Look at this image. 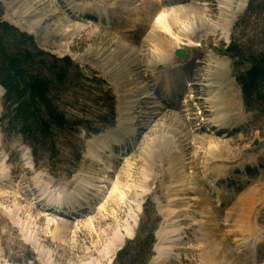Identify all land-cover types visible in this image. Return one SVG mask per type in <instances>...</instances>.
Segmentation results:
<instances>
[{"label":"rangeland","instance_id":"1","mask_svg":"<svg viewBox=\"0 0 264 264\" xmlns=\"http://www.w3.org/2000/svg\"><path fill=\"white\" fill-rule=\"evenodd\" d=\"M125 1L129 2L118 0L72 2V6L74 4L79 7L95 2L106 5L109 12H112L111 9L118 12V16L110 18L113 28L108 29L105 23L110 20L101 21L88 14H74L75 12L68 10L61 0L0 1L4 5L7 20L24 30H28L29 23L33 21L34 28L28 31L35 37L38 46L58 57H71L92 81L84 80L81 83L77 90L79 105L67 103L64 107L67 112L79 116L88 127L97 129L106 118L105 107L108 104L106 99L113 96L116 100L117 115L116 125L98 135H88L84 129L75 135L61 134L56 141L55 153L49 145L45 146V149H40L37 157L20 136H16L13 131L7 133L0 121V264H44L43 258L51 259V264H89L94 261L100 263L107 242L116 233L124 236L122 245L125 247L128 241L136 238L141 227H145L148 233L153 231L152 248L147 245L150 241L149 235L144 242L143 252L148 255L147 257L151 255L148 264H155L159 245L163 244L159 240V234L163 229L169 228L167 222L170 223V220L174 219L172 217L168 219L166 213L170 209H176L179 204L182 210L185 207L191 210L187 216L184 214L187 212L182 210L179 212L180 225L187 229L183 227L186 230L182 231V249H174V253L180 257L177 261L174 258L175 261L170 264H205L201 252V240L204 239V235L200 234L203 228H206L204 225L210 229L218 225L215 231L217 242L235 250L233 252L237 255L233 256H237L238 262L232 260L236 264H264V252L251 255L253 259H257L254 256H258V262H251L250 254L243 251L247 247L242 245V248H239L242 242L241 235L237 237L234 232H230L235 231L233 229L235 226L231 225L234 221L227 224L226 217L231 216L235 219L236 204L228 203L222 207L219 202L216 204L214 202L208 205V201L211 203L212 200L208 198L210 187L205 178V165L208 161L206 148H209L210 144H217L226 149L223 150L224 155L220 156V159L216 158V162L221 161L219 163L221 167L235 166L233 169L240 171L241 160H248L247 164L251 166L246 167L247 171L245 173L233 171L236 177L230 181V187L223 185V188L227 190L235 187V201L240 196L248 198L247 200L256 199L257 207L251 216L249 215L246 224L250 229L256 227L254 230L258 234L252 230L246 235L251 234L255 237L257 234L258 239L264 241V155L261 154L264 151V109L246 112L242 92L236 86L238 93L236 114L242 116V120L235 121L233 129L216 128L212 126L211 121L214 114L205 105L207 92L200 85L202 77L209 74L207 65L215 64L218 60L225 63L226 76L229 72L230 75L237 76L238 64L225 55V51L233 44L236 48L240 42L244 41L246 44L252 42L257 32L264 30V0H253L252 2H258L257 12L249 14L246 12L249 0H234V12L239 5L243 7L241 12H237L227 36L221 33L213 35L206 33V26L210 25L211 21H216V14H219L217 0L178 2L180 4L177 3V6L192 7L207 14L202 20L197 21L201 29L196 28V35H192L193 44L187 43L185 38L180 43L176 37L171 36L177 34L178 28H172L171 35L165 32L158 35L159 38L168 41L169 45L173 44L170 65H177V70L169 72L170 79L175 78L173 80L175 90L170 92L167 88L158 86L163 85L161 71L164 69L161 67L160 72L155 74L150 66L156 43H149L148 37L152 23L162 6L155 5L158 4V0ZM172 5L175 6V2L169 3V8H172ZM119 14L122 17L120 21ZM74 29L79 31L72 35ZM157 32L158 30H155V33ZM178 50H183L184 54L177 56ZM212 54L215 58L210 57ZM154 74L157 77H153ZM3 95V89L0 87V120L3 116ZM125 110H129L132 126L137 129V138L135 137L133 143H129L124 149L114 148L113 152L116 153L114 155L108 150L104 154L103 162L99 161L101 169L106 165L110 166V170L106 169V176H110L111 183L100 181V184H96L102 186L100 191H103V195L94 198L91 207L84 203V210L76 211L69 217L60 216L54 211L42 210L44 208L36 204L37 200L47 201L49 195L56 197L61 193L58 186L68 182L73 192L77 187V184L72 186L75 179L88 174L84 172L86 167L91 166V163L94 164L93 170L98 167L96 160H88V147L93 141L105 138L107 134L116 131L122 119V111ZM164 136L169 143L167 146L171 148L173 146L174 156L162 158V154L168 149L165 146L163 151H160V142ZM213 139L217 141L211 142ZM255 139L259 143L252 147ZM151 142H158L156 145L159 151L157 152L155 145L156 158L152 161L153 172H150L152 174L148 183L150 188L146 194L139 197L141 193L137 187L143 180L140 172L143 160L139 154L142 148ZM254 155L258 160L251 161L249 156L253 158ZM113 156L119 157L118 160L116 157L113 160ZM171 160L178 161L179 175L181 167L184 169L180 175L185 180L181 181V184L184 182L180 188L182 192H176L177 194L168 192V188L174 185L170 181V175L165 173L169 171ZM253 163H257L258 168L252 167ZM112 165L114 168H111ZM117 174H122L119 181L123 185L111 196V184L117 180ZM186 175L187 178H184ZM53 177L61 181L60 184L52 179ZM189 187H195V190L192 189L194 190L192 192ZM46 189L48 193L44 194ZM86 191L90 193L93 190L88 188ZM174 198H178L176 202L180 199V202H177L178 206L172 202ZM61 199L63 200L62 196ZM44 201L42 203H45ZM208 207L213 212H218L216 223L214 219H207ZM204 213L206 217L203 216ZM60 225H66L68 230L57 233L56 228ZM226 231L232 237H226ZM122 245L113 253L110 264L116 259ZM208 248L206 247V250ZM233 256L232 258H235ZM101 262L108 264L104 260Z\"/></svg>","mask_w":264,"mask_h":264},{"label":"bare ground","instance_id":"2","mask_svg":"<svg viewBox=\"0 0 264 264\" xmlns=\"http://www.w3.org/2000/svg\"><path fill=\"white\" fill-rule=\"evenodd\" d=\"M61 1L63 2L64 6L66 8H68V10H72V13L75 12L74 14H80V15H82V14L87 15L88 14V16L96 18L97 20L99 18L101 21L110 20V18H115L116 16H118V14H117L118 12L116 13V11L114 12L112 9H111L112 12H109L110 10L106 8V5L105 6L101 5V4L99 5L98 3H97L98 5H97L95 2L94 3L93 2L86 3L80 7L75 5V6H77V7H75L74 4L72 6V2H74L75 0L74 1L73 0H61ZM158 1H159L158 4L155 2L156 3L155 5H161L162 8H161L160 13L157 15V17L153 21L152 28L150 27L151 32H150L149 37H148V41H150L149 43H153V44L156 43V44H154V52L152 53L154 55V57L152 58V60H150V62H151L150 66H152L151 70H153L155 73L160 72V70H159L160 67H163L165 69L163 72H161L162 73V76H161L162 82L161 83H163V85L162 86L158 85V86L163 88V89L167 88L168 89L167 91L170 92V91L175 90V85L173 83V80L175 78L173 80L170 79L171 76H169V72L174 70V69L177 70V65H173V64L170 65V63H172V56H171L172 50H171V48H172L173 44H171L172 46L169 45L168 41L163 40V38L162 39L159 38L158 35L160 34V32H165L166 34L171 35L172 30L174 28H178L177 34L176 35L174 34L171 36L176 37L177 41H179L180 43H182V41H183L182 39L185 38L187 43L189 42L190 44L191 43L193 44L192 35H196V31H195L196 28H198L199 30L201 29L199 27V24H197L198 23L197 21L202 20L204 18L203 16H205V14H207V13H204V12L199 11V10L192 8V7L190 8V7H182V6L176 5L180 1L184 2L186 0H179V1L178 0H158ZM205 1L210 2V0H205ZM118 2H129V1L118 0ZM171 2H175V6L172 5L171 6L172 8H169V3H171ZM234 2H235L234 0H217L218 4L216 7H217V11L219 12V14H216V18H215L216 21H214V22L211 21L210 25L206 26L207 35H213L215 33L216 34L221 33V34L227 36L229 34V29L232 26V23L236 17L237 12L238 11L241 12L240 10L243 7L242 5H239L237 8V11L234 12V10H233ZM178 4H180V3H178ZM155 5L153 6L154 8H155ZM113 7H115V6H113ZM117 10H118V8H117ZM204 11H206V10H204ZM121 13L125 14L122 11H121ZM120 18H122L121 15L119 16V21L121 20ZM105 24H106L107 29L113 28L112 27L113 26L112 20H110L108 23H105ZM34 25H35V23H33V21H32V23H29L28 28L30 30L29 29L28 30L31 31L34 28ZM114 26H115V24H114ZM155 30H158V32L155 33ZM73 31L74 32L72 33V35H75L79 30L74 29ZM128 32H130V30ZM207 35H205V36H207ZM190 38H192V39H190ZM210 57L215 58V55L212 54ZM153 63H154V65H152ZM207 68H209V70H208L209 74H208V76L205 75L202 77V82L200 85L202 86L204 91L207 92V96H206L207 99H206V103H205V105L207 106L206 108H209L208 110H210L214 114L212 117V120H211L212 126H214L216 128H220L222 130L225 128H226V130L227 129H233L232 125H234V122L237 120H242V116H240L239 114H236V112L238 111V108H237L238 107L237 106L238 93H237L236 89L237 88L239 89V87L237 84H235L236 80H235L233 74L230 75V72H229L228 75L226 76L227 68H226L225 63H223L222 61L218 60L215 64L207 65ZM158 76H160V75L158 74ZM153 77H156V76L154 75ZM233 79L235 81H233ZM236 86H237V88H236ZM239 91H240V89H239ZM164 96H165V94H164ZM189 99H190V97H189ZM192 100H194V97L192 98ZM122 112H123L122 116H121L122 119H120V121H119V126L117 127L118 129H116V131L112 132V134L109 133L110 135L107 134V137L105 136V138L93 141L92 143H90V145L88 147L89 152L87 154V158H88V160H93V161L96 160L98 162V164L96 163L97 164L96 166H98V167H96V169L93 170V165H94L93 163H91L92 167L91 166L86 167L84 172H88V174L87 175H84V174L80 175V177L75 179V183L72 186L77 184V187L75 188L76 190H73V192H72V189L69 187V182L65 183L63 181L65 184H60L61 181L52 178L57 183L60 184V185L58 184L59 185L58 189H60L59 191L61 193L57 194L56 197L49 195L47 197V201L46 200L44 201L45 204L42 205V207L44 208L43 210L47 211L49 209H52L56 212H59V214L61 216L69 217L71 214L73 215L76 211L82 210L84 203H86L88 207H91V203H93L92 201L94 200V198H99L101 196V194L103 195V193H102L103 191H100L102 186H100V185L96 186V184H100V181H104V183L109 181L110 176L109 175L106 176V169L110 170V166L105 164L106 167L104 169L99 168L100 163L103 162L102 160L104 158V154L106 152H108V150L109 151L111 150L110 152H112L113 155L116 154L113 152L114 148L122 147V149H124V147H126V145H129V143H133L134 138L137 136L136 135L137 129H135L132 126L133 123H132V118L129 116L130 115L129 110H125ZM125 118H127V119H125ZM165 141H166V137L164 136V137H162V142H160V144H161V146H160L161 150L160 151L161 152L163 151L162 149L165 146L169 145V143H167V141H166V143H164ZM216 141H214V139H213V141L211 140V142H216ZM254 142H258L257 139H255ZM156 143H158V142H155V143L151 142L148 144L146 143L147 145L145 146V148H142V150L140 151L141 154H139V156L141 157L140 159L143 160V163H142V166L140 169L141 176L143 177V180L139 183V185L137 187V189L141 193L139 195V197H141L142 194H146V192H148V190L150 188V187L148 188V183H149V179H150L151 174H152L150 172H153L152 171L153 170L152 169V167H153L152 161L156 158V156H155L156 150H157V152L159 151ZM162 145H163V147H162ZM154 146H155L156 150L154 149ZM167 147L170 151L168 149H166V153L162 154L163 155L162 158H167L169 156L175 155V153L173 152L174 151L173 146H172V148H171V146L170 147L167 146ZM206 149H207V151H206L207 157L206 158H208V161L205 165V178H206L207 183H209L208 185L210 187V189L208 190L209 191L208 192V195H209L208 198L210 199V201L212 200L211 203L208 201V205H210L214 202H215V204H216V202L217 203L219 202V205H221L222 207H224L228 203L236 204L237 207L234 208L235 209L234 212H236V217H234L235 219H233L231 216H230V218L226 217L227 218L226 222L228 224V222L234 221V223H233L234 225L233 224H231V225L235 226V228H233V229H235V231L231 230L230 232H234V234L237 237H239L238 235H241L240 237H242V242H241V245L239 246V248H242V244H243L244 239H249V238L253 239V238L258 236L257 235L258 232L255 231L256 227L255 228L252 227L250 229L246 224L247 219L249 220V217L251 216L253 210L255 211V209L257 207L256 203H255L256 199L251 198V199L247 200L248 198H245V197L242 198L240 196L235 201L234 200L235 199L234 193L236 190L235 187L232 189L226 188L227 190H225L223 188V185L229 186L231 184L230 181H233V178L236 177L234 175L233 171H235V172L242 171L243 173H245L247 171V168H246L247 166L245 165V163H247L248 160H246V161L241 160L242 162H241V168H240L241 170L240 171L236 170V169L234 170L233 168L235 166L234 167H230V166L229 167L228 166L221 167V166H219V163H221V161L216 162V160L220 159L219 157L224 155L223 150L225 151L226 149H224L223 146H220L217 144H210L209 148H206ZM261 154L264 155V151H262ZM117 156H113L112 159L114 160L116 157V159L118 160L119 157H117ZM249 157H250L251 161L258 160V158H256L255 155L253 156V158H251L252 156H249ZM99 161H100V163H99ZM170 162H171V164H170L169 171H167L165 173L170 175L169 176V177H171L170 181H172L174 185L172 187L168 188V192L169 193L170 192H174V193L182 192V190L180 188L183 187L184 182L181 184V181L183 179L180 175H182V173H183L182 170H184V169H183V167H181L182 170H181V173L179 175V173L177 171V169H179L178 168L179 167L178 161L171 160ZM108 163H109V161H108ZM256 164L257 163H255V164L253 163L252 167L256 168L257 167ZM101 167H103V166H101ZM111 168H114L113 165ZM126 168H127V166H126ZM112 170L113 169H111V171ZM103 174H105V175H103ZM121 175L117 174V180L114 181L113 185L111 184V186L113 187V188L111 187V189H110L111 190V192H110L111 196L115 195V193H117V191H119L118 188H120V186L123 185L119 181V178H120L119 176H121ZM101 178H103V179H101ZM184 178H187V175ZM183 181H185V180H183ZM191 181H189V183H192ZM179 184H180V186H179ZM219 184H220V186H219ZM254 186H257V184H254ZM177 187H179L177 190L174 189ZM88 188L90 190H93V191L92 192L90 191V193L88 191V193H87L86 189H88ZM70 189H71V191H70ZM188 189L193 192L195 190V187H193V188L189 187ZM192 189H194V190H192ZM40 191L42 192V190H40ZM150 191H151V189H150ZM46 193H48L47 189L44 190V194H46ZM61 196L63 197V200L61 199ZM178 198H176V199L178 200ZM108 199H109V197L107 198V200ZM176 199L174 198L172 200V202L178 206L177 202H180V199L177 202H176ZM94 203H95V201H94ZM188 208L185 207L182 210V207L179 204V206L176 209H170L169 211H167V213L165 212L168 216V219H169V217L170 218L172 217L174 219H171L170 223L167 222V224L170 227L163 229V231L160 232V234H159V237H160L159 240L161 241V243H164L165 246L162 244L159 245L160 249L158 248V256H157V260H156L155 264H170V263H172V261H175V260L177 261L178 258L180 257L179 254L174 253V249H176V248L180 249L182 247V243H181V240L183 239V236H182L183 232L182 231L186 227H184V225H183V227H184L183 228L182 225H180L181 213L179 214V212L181 210H182V212L183 211L187 212V213H184L187 216L190 214V210H191V209L188 210ZM206 209H207L206 211H208L207 214H209L207 219H210V220L214 219V222L216 223L217 221L215 219L217 217L218 212L217 211L213 212L212 209H209V207ZM247 213H250V214L247 215ZM205 215L206 214L204 213L203 216L206 217ZM229 215H230V213H229ZM204 226L206 228H203L202 233H200V234L204 235V239L201 240L202 261H204L205 264H234V263L236 264L235 261L238 262V260L236 258L237 256L236 257L233 256V254L237 255L236 253L233 252L235 250L231 249L227 246H224L223 243L219 244L217 242L218 241L216 239L217 234L215 233V231H216V227L218 225H216V227L213 229L208 228L206 225H204ZM186 229H184V230H186ZM204 229L206 231H204ZM61 230L63 232H66L68 230L67 226L66 225H60L59 227L56 228L57 233L61 232ZM252 230L257 233V234L255 233L257 236L255 235V237H254L251 234L250 235L248 234V236L246 235L247 233H250ZM20 231H21V229H20ZM131 232H132V230H131ZM225 233H226V237H232L228 231H226ZM129 234H130V232H129ZM259 240L263 241L262 239H259ZM123 243H124V236L122 234L116 233L109 240V242H107V244L104 248V251L101 254V257L104 260V262L106 261V262H108V264H110L112 259H113V256H114L113 253H115L119 249V247H121L119 245H122ZM206 247H209L208 250H206ZM256 247H257V245H256ZM259 247H257L256 249H254V251H252L253 255L256 253H258V255H259V253L264 252V248H262L264 246H259ZM252 249H253V247H252ZM232 256L235 258H232ZM174 258H175V260H173ZM254 258H257V259H253V260L251 259L250 261L251 262H258V256L256 255V256H254ZM232 259H235V261H233ZM43 260H44V264H49L51 259H44L43 258ZM103 260H100V263L98 261H94V262H91L89 264H101V263L103 264V262H101Z\"/></svg>","mask_w":264,"mask_h":264},{"label":"trees","instance_id":"3","mask_svg":"<svg viewBox=\"0 0 264 264\" xmlns=\"http://www.w3.org/2000/svg\"><path fill=\"white\" fill-rule=\"evenodd\" d=\"M250 0L247 13L257 12V3ZM5 8L0 2V87L4 89L1 126L20 136L38 156L45 146L56 151L58 137L65 133L98 135L116 125V100L106 99V118L101 127H88L79 116L71 115L65 105L78 104L77 90L81 83L92 82L71 57H58L41 49L34 36L4 20ZM225 55L237 62L236 80L242 90L247 110L264 109V30L252 42L229 46ZM109 95H111L109 93ZM148 224V223H145ZM153 231L141 227L135 239L127 242L117 254L114 264H148L151 255L143 252L154 243Z\"/></svg>","mask_w":264,"mask_h":264},{"label":"water","instance_id":"4","mask_svg":"<svg viewBox=\"0 0 264 264\" xmlns=\"http://www.w3.org/2000/svg\"><path fill=\"white\" fill-rule=\"evenodd\" d=\"M0 1H1V0H0ZM4 19H5V21H7L8 23L12 24V22H10L9 20H7V18H6V14H5V16H4ZM12 26H15V27H17L18 29H20V26L17 25V24H15V23H13ZM21 30H22L23 32H25V33L31 34V32H29L27 29L24 30L23 28H21ZM183 54H184V51H183V50H178L177 53H176L177 56H182ZM64 57H66V56H64ZM117 129H118V128H117ZM102 136H103V135H102ZM258 143H259V141H258V142H255V143H254V146H257ZM121 249H123V247H122ZM121 249H120V250H121ZM120 250H119V251H120ZM113 263H114V261L112 262V264H113Z\"/></svg>","mask_w":264,"mask_h":264}]
</instances>
